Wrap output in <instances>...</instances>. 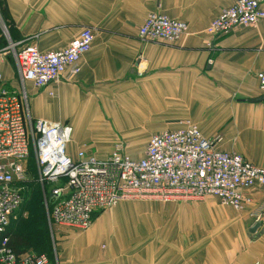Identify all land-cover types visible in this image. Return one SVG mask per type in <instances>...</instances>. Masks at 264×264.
Segmentation results:
<instances>
[{"label":"crops","instance_id":"obj_1","mask_svg":"<svg viewBox=\"0 0 264 264\" xmlns=\"http://www.w3.org/2000/svg\"><path fill=\"white\" fill-rule=\"evenodd\" d=\"M232 2L0 0V72L6 86L15 89L21 81L12 47L34 43L43 52L59 50L90 27L94 40L76 75L65 72L40 88L25 82L31 118L71 126L68 155L84 150L104 158L121 143L125 153L139 158L152 134L190 121L207 138L219 134V149L264 167V99L252 101L264 95L256 79L264 72V20L225 35L206 32ZM152 12L185 22V35L170 44L142 40L139 27ZM252 196L261 200L264 187ZM198 201L217 205L190 210ZM172 203L180 209L147 216L153 228H148V247L132 250L138 254L135 262L116 260L118 253L130 254L126 236L116 232L124 203L92 220L82 235L85 244L80 234L72 236L79 246L76 257L58 264H264V216L250 230L255 202L240 211L211 195ZM146 222L133 221L141 227ZM141 227L137 236L145 234Z\"/></svg>","mask_w":264,"mask_h":264},{"label":"built area","instance_id":"obj_2","mask_svg":"<svg viewBox=\"0 0 264 264\" xmlns=\"http://www.w3.org/2000/svg\"><path fill=\"white\" fill-rule=\"evenodd\" d=\"M264 0H233L215 17L207 33L225 35L238 26L264 20ZM187 31V24L166 14L152 12L139 27L142 40L174 43ZM94 31L80 29L59 50L40 51L34 43L13 49L15 64L24 85L37 88L57 80L63 73L76 75L79 60L92 45ZM212 47V43H208ZM264 92V72L256 73ZM27 91L10 89L0 72V264H52L46 253L14 251L10 245V220L22 200V184L28 181L26 159L34 148L35 180L45 191L47 219L52 225L86 230L93 214L126 199L193 201L215 196L224 206L240 211L254 202L256 222L264 216V197L254 201L252 191L264 187V167L243 155L219 149L218 134L207 138L197 125L185 121L147 140L143 155L133 158L121 143L104 158L79 150L67 154L72 128L67 123L31 118Z\"/></svg>","mask_w":264,"mask_h":264},{"label":"rangeland","instance_id":"obj_3","mask_svg":"<svg viewBox=\"0 0 264 264\" xmlns=\"http://www.w3.org/2000/svg\"><path fill=\"white\" fill-rule=\"evenodd\" d=\"M23 86L25 87V83L24 85L20 83L19 87L15 89H17V91L21 93ZM10 89L12 90V88ZM26 167L28 171V181L25 182L23 185V193H21L22 200L19 207L16 209V211L11 217L10 226L18 227L17 223L20 220L24 222L26 221V225L24 226L25 230H23V235L26 238V243L29 240L30 245L28 248H30L32 251H41L47 253L52 264H58L59 262L63 261L68 263L69 259L71 260L76 257V251H78L79 249V246H77V244L72 241V236H77L80 234L81 236L79 237H81L82 244H85L82 235L85 234L88 229L78 230L59 225H52L48 221L46 208L43 209L45 207L44 193L46 191L47 195H49L51 185L46 184L44 191L41 185L40 187L38 184L32 182L37 174L35 153L32 145L30 149V154L26 159ZM124 203L126 204V206L122 208L123 213L121 217L117 220L116 232L118 234H123L126 236L125 241L129 245L128 248L130 254L118 253L116 260L117 262L129 260L130 263H133L135 262V259H138V254H134L132 250L135 249L137 251L140 247L139 250L142 251L144 248L146 249L148 247L147 239L149 234L147 232L149 227H151V229L153 228L154 222L153 218L148 220L147 216L150 213H157L159 215H163L165 211V214H167L170 211L179 210L180 208L172 205L173 203L171 200L163 202L162 200L158 199H126L122 202L120 201L115 206L97 210L95 212L94 218L101 212L115 209L119 207L120 204ZM216 205L217 203H215L213 207L206 206L205 203H200V201H198L197 203L190 204L189 209L193 211L209 210L215 208ZM221 209H224V207H221ZM248 216L251 221H255V218L251 215V213H249ZM161 218H159V221H161ZM143 219L147 220V222L143 224V228L139 224L133 223V221H137L139 223V221H142ZM163 225H165V222ZM140 227L142 228L141 232L143 231L145 233L143 236L141 234L139 236L136 235V229ZM19 231L20 230H18V232ZM152 231L155 232V230ZM102 236L103 237L100 242L104 243L105 240L103 232ZM139 257L142 258L143 256L141 255Z\"/></svg>","mask_w":264,"mask_h":264},{"label":"trees","instance_id":"obj_4","mask_svg":"<svg viewBox=\"0 0 264 264\" xmlns=\"http://www.w3.org/2000/svg\"><path fill=\"white\" fill-rule=\"evenodd\" d=\"M32 182H34V183H36V184H38L40 186V184L35 179ZM23 185H24V183L22 184V190H23ZM22 193H23V191H22ZM45 208L46 207H44L43 209H45ZM94 215H95V213L93 214V218H94ZM25 222L20 220L17 223L18 227H15V226L11 227L9 225L10 245L13 247L14 251L17 252V253H22V252L31 250L30 248H28L29 245H30L29 244V240L26 243V238L23 235V230H25L24 226L26 225ZM18 230H20L21 233H20V231L18 232ZM35 252H37V253H45V252H41V251H35Z\"/></svg>","mask_w":264,"mask_h":264},{"label":"water","instance_id":"obj_5","mask_svg":"<svg viewBox=\"0 0 264 264\" xmlns=\"http://www.w3.org/2000/svg\"><path fill=\"white\" fill-rule=\"evenodd\" d=\"M264 99V95L260 96V97H257L255 99H252V101H257V100H262ZM259 222H256L252 227H251V231H254L258 226H259Z\"/></svg>","mask_w":264,"mask_h":264}]
</instances>
